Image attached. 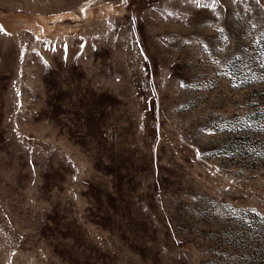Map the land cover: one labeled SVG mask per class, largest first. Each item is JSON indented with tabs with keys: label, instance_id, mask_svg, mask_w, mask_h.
I'll return each instance as SVG.
<instances>
[{
	"label": "rangeland",
	"instance_id": "374dc122",
	"mask_svg": "<svg viewBox=\"0 0 264 264\" xmlns=\"http://www.w3.org/2000/svg\"><path fill=\"white\" fill-rule=\"evenodd\" d=\"M0 264H264V0H0Z\"/></svg>",
	"mask_w": 264,
	"mask_h": 264
}]
</instances>
